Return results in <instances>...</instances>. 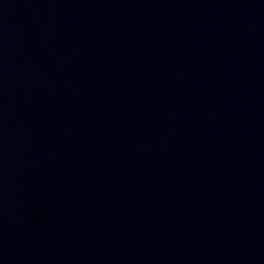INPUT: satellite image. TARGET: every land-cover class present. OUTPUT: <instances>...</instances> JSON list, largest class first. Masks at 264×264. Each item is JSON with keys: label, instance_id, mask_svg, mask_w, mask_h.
<instances>
[{"label": "water", "instance_id": "1", "mask_svg": "<svg viewBox=\"0 0 264 264\" xmlns=\"http://www.w3.org/2000/svg\"><path fill=\"white\" fill-rule=\"evenodd\" d=\"M0 264H264V0H0Z\"/></svg>", "mask_w": 264, "mask_h": 264}]
</instances>
